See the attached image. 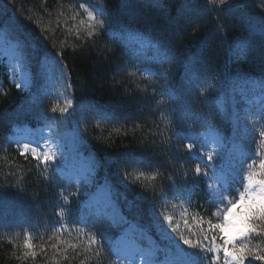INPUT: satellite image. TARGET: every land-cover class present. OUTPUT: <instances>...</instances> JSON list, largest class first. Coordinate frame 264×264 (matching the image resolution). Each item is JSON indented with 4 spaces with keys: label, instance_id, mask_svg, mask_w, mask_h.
<instances>
[{
    "label": "trees",
    "instance_id": "obj_1",
    "mask_svg": "<svg viewBox=\"0 0 264 264\" xmlns=\"http://www.w3.org/2000/svg\"><path fill=\"white\" fill-rule=\"evenodd\" d=\"M245 2L247 15L264 16V0ZM160 3L165 6L157 0H0V35L18 41L33 73L24 92L0 62V264H121L114 245L130 223L161 246L160 261L169 260L176 250L161 237L168 217L175 237L183 227L193 243L219 248L223 241L208 225L219 219L217 192L225 182L246 183L250 171L264 179V139L235 129L225 104L233 78L264 76L258 51L237 60L229 44L259 37H251L239 13L206 0ZM139 41L147 43L146 53ZM49 66L64 81L67 102L58 100ZM202 81L214 87L202 93ZM47 124L76 131L78 150L93 159L97 182L126 223L90 212L87 196L56 169L57 161L19 150L15 128ZM210 132L220 144L206 151L203 135ZM204 152L213 154V167ZM241 242L264 254V233ZM184 248L195 264H225L222 248L218 260L216 253Z\"/></svg>",
    "mask_w": 264,
    "mask_h": 264
},
{
    "label": "snow or ice",
    "instance_id": "obj_2",
    "mask_svg": "<svg viewBox=\"0 0 264 264\" xmlns=\"http://www.w3.org/2000/svg\"><path fill=\"white\" fill-rule=\"evenodd\" d=\"M206 3L212 6H222L217 10L224 11L230 10L240 14V19L243 23L247 25L248 31L251 34V37H259V40L249 38L248 40L240 43L229 44V55L233 56L235 59H245L248 55L254 51H258L262 57H264V16L259 17L258 19L253 16H249L246 13V2L245 0H206ZM157 4L160 7H164V3H160V0H157ZM91 15V13H89ZM103 16V12L101 13ZM106 21L101 18L97 21V25H104ZM91 30L89 35H91ZM172 58L168 56L167 53H164V61L171 62ZM195 74L192 76V80H197ZM205 83L207 86H204ZM201 92L208 91V88L214 87L212 82L207 81L201 82ZM231 86L234 91H239L242 96L247 98L248 91L259 92V97L264 101V76L259 80L251 79L245 76H237L231 80ZM17 87H20L18 84ZM173 98L174 94H173ZM260 110L264 113V103L261 104ZM61 111H66V109H61ZM237 119L240 117L237 115ZM209 128L212 126L209 124ZM212 139L215 141L216 137L214 132H210ZM261 136H264V132H260ZM25 150L29 149V145H23ZM187 148L191 150L193 145L189 143ZM33 155L36 154V150L32 149ZM208 161V167H213L214 156L211 152L202 153ZM37 159H40L37 156ZM43 159L45 162L54 157L44 154ZM260 167L264 169V160L261 161ZM197 174H200L201 169L199 166L196 168ZM255 172H249L246 179V183L243 182H233L235 187L232 184L225 182V186L221 191L217 192V216L218 222L212 223L208 222L209 230H214L221 234V239L223 243L219 248L223 249L224 252V261L225 264H245V261L249 257L254 258L255 261H264V254L261 250L250 248L247 242L236 243L238 239L244 241L246 240L251 233H256L261 235L264 233V179H256ZM242 189V190H241ZM225 193L228 195L226 196ZM228 196L233 198L229 199ZM219 205H223L222 208ZM171 220V217H168ZM226 228L236 229L234 236L228 237L224 236L223 233ZM260 231H257V230ZM175 232V229H172ZM204 239H208L207 236ZM180 240L183 245H187L193 249H199L202 254L216 253L213 257L214 259H219V248H213L211 246L204 245L202 241L197 240L195 243L189 238L180 236ZM212 242H215L216 236L211 237ZM26 247H31V245L26 241ZM35 255V253H25L27 255ZM128 264H132L131 261ZM139 264H162V262L155 256V254L149 256H142ZM166 264H195V260L189 257L188 253L185 252L183 248H177L176 255L167 260ZM248 264H253L252 260H248Z\"/></svg>",
    "mask_w": 264,
    "mask_h": 264
},
{
    "label": "rangeland",
    "instance_id": "obj_3",
    "mask_svg": "<svg viewBox=\"0 0 264 264\" xmlns=\"http://www.w3.org/2000/svg\"><path fill=\"white\" fill-rule=\"evenodd\" d=\"M146 44V42L139 41L138 49L140 52L146 53ZM18 45V41L9 37L5 38L0 35V60L7 63V72L10 75L11 82L16 86L19 84L20 87L18 88L28 91L32 85V72L24 64L22 53ZM47 74L52 86L57 85L59 82L58 87L64 89V81L61 76H54L53 70L50 66L47 69ZM58 100L62 102L66 100V96H64L63 92L59 94ZM259 101V95L249 96L247 94V98H245L240 92L232 90L229 99L225 102V104H227V107L229 108L233 124L238 127L241 126L243 121H245L248 116H252L253 118L258 116V114L263 116L259 113L261 111V106H257ZM253 105L257 106V110H252ZM237 115L240 119L236 118ZM256 127V124H252L248 126V129L251 132L256 129ZM248 129L246 127V131ZM33 133H36V135H33ZM13 139L17 142L24 154H33L32 149H35L36 154L34 156H39L43 161L44 154L54 157V159H50L49 161H58L60 163V170L66 175H70L75 180L80 190L87 196V204L90 210L101 212L111 218L114 222H120L123 220L122 214L111 201L109 192L106 188L103 185L95 184L91 160L86 156H82L81 152L77 151L76 134L74 130L70 128H61L55 124L40 128L37 132L32 129L24 131L22 129H16V135ZM210 140H212V142H216V140L214 141L212 138H210ZM25 144L29 145L28 150L23 148V145ZM166 212L169 214V211ZM165 232L166 238H172V232ZM235 233L236 229L226 228L223 235L231 237L234 236ZM131 237L132 238L124 237L118 241V250L120 251L121 257L126 261L139 264L142 256L146 257L152 255L158 249V245L154 242V240L147 237L146 241L148 243L144 250V255H141L143 253L141 244H138L137 240H133L135 238L134 234H132ZM174 241L175 242L173 244L176 248L182 247L183 243L181 240Z\"/></svg>",
    "mask_w": 264,
    "mask_h": 264
}]
</instances>
